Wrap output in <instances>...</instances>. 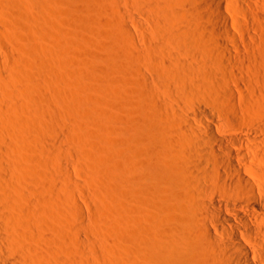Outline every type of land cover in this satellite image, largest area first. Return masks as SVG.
<instances>
[{
	"label": "bare ground",
	"instance_id": "obj_1",
	"mask_svg": "<svg viewBox=\"0 0 264 264\" xmlns=\"http://www.w3.org/2000/svg\"><path fill=\"white\" fill-rule=\"evenodd\" d=\"M131 2L138 6L147 3V12L152 10V16L159 17L160 25H164L160 33L164 42L152 44L150 53L143 56L148 68L157 73H146L139 67L140 87L154 92L153 98L158 92L152 84L178 95L172 118L140 130L132 160L121 165L135 175L131 186L133 264H264V0ZM123 22L115 25L118 33L125 35L129 30ZM24 48H20L21 53L31 47ZM27 57L17 55L11 70L0 63V264H52V253L60 264H73L69 255L72 245L68 251L69 244L64 247L62 243L72 239L77 243L84 236L67 240L66 231L61 230L65 228H54L49 222L44 225L45 220L44 226L41 224L40 203L46 200L42 201L43 195L38 193L40 184L35 187L37 168L31 167L21 153L26 146L23 128L13 129L9 124L10 115L18 108L12 101L16 107L10 106L9 97L16 94L10 95L8 82L14 77H10L12 72H17V77L25 75L22 80L29 78L32 61ZM162 68L171 77L162 76ZM96 91L100 90L95 89L94 97ZM77 94L81 96L79 91ZM187 96L210 104L230 126L240 122V128H227L216 120L214 110L182 103ZM149 106L156 109L159 105L153 100ZM92 113L94 120L96 115H104L99 109ZM140 117L149 116L142 111ZM10 132L15 133L13 141ZM77 183L71 184L72 188ZM74 205L76 209L78 205ZM90 227L87 229L93 233L94 227ZM122 257L113 261L117 263Z\"/></svg>",
	"mask_w": 264,
	"mask_h": 264
},
{
	"label": "rangeland",
	"instance_id": "obj_2",
	"mask_svg": "<svg viewBox=\"0 0 264 264\" xmlns=\"http://www.w3.org/2000/svg\"><path fill=\"white\" fill-rule=\"evenodd\" d=\"M97 1L0 0V54L4 56L0 63L4 68L7 66L5 70L9 67L11 70L17 55H25L26 58L31 50L30 53L34 51L27 57V60L31 58L29 61H32L29 62V78L22 80L25 75L17 77L18 73L13 74L11 71V79L13 75L14 77L8 85L11 91L14 89V93L10 91V95L16 96H10L9 103L14 107L17 105L18 109L14 108V112L12 111L14 114L10 115L9 124L13 129L23 128L22 137L24 136L26 146H22L21 153L31 167L33 164V168H37L35 187L40 186L38 193L45 197H41L42 201L46 200V203H40L41 224L45 220L44 225L51 224L54 228L60 225V228H65L66 230H61L66 231L67 240L70 237L78 239V236H84L77 240L81 243V239L82 242L85 239V243L80 245L75 239L62 243L64 247L69 244L66 247L68 251V247L72 245L73 251L70 249L69 255L73 264H133L131 209L134 201L131 186L135 175L131 171H124L121 165L132 160L140 130L172 118L173 105L177 107L178 95L158 84H152L158 92V96L153 98L154 92L142 89L137 80L136 70L139 67L146 73L154 74L155 70L148 68L143 56L145 54L147 57L146 53L151 51L152 44L164 42L160 34L164 26L160 24L163 22L157 20L159 17L152 16V10L147 12L149 7L144 6L147 3L143 2V6H138L132 0L129 3L122 0L120 5L117 0ZM118 19L124 20L130 33H118ZM114 20H117L118 26ZM18 46H26L27 49L31 47V50L25 51L28 54L21 53V47ZM165 70L162 68L158 72L164 77H171V73ZM14 79L18 81L14 82ZM93 87L100 90L96 91L95 97ZM27 92L30 95H26ZM85 92H89V95L93 93L90 97L94 98H88ZM151 100L158 102L156 109L149 106ZM164 102L167 104L164 105ZM182 103L191 108L199 106L214 110L216 120L227 128H240V122L230 126L227 119L210 104L188 96L183 98ZM95 109L103 111L105 115H96L98 121L92 119ZM35 111L37 114L40 111V117ZM142 111L149 117H140ZM181 114L184 112L181 111ZM11 132L9 139L13 141L16 131L14 134ZM55 136L59 138L56 139ZM48 144L52 145L51 148L47 147ZM27 145L33 146V149ZM45 150L48 152L45 153ZM50 155L52 156L47 157ZM76 183L78 185L72 188ZM67 185L71 186H68L69 189L72 188V197L69 189L65 191ZM74 204L78 205L76 209L73 208ZM88 227H94L93 231L98 233H92ZM53 254L55 253H52V264H60L58 257ZM120 256L125 261H113V258H121Z\"/></svg>",
	"mask_w": 264,
	"mask_h": 264
}]
</instances>
